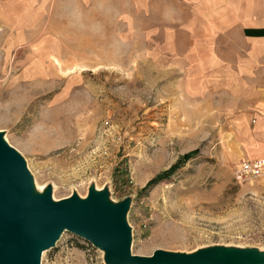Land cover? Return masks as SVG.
<instances>
[{
  "label": "rangeland",
  "instance_id": "rangeland-1",
  "mask_svg": "<svg viewBox=\"0 0 264 264\" xmlns=\"http://www.w3.org/2000/svg\"><path fill=\"white\" fill-rule=\"evenodd\" d=\"M223 10L220 0H0V133L56 199L94 189L128 201L134 254L264 255V178L233 176L258 152L247 101L262 72L245 69L254 44L243 34H208ZM104 257L65 232L41 264Z\"/></svg>",
  "mask_w": 264,
  "mask_h": 264
},
{
  "label": "water",
  "instance_id": "water-1",
  "mask_svg": "<svg viewBox=\"0 0 264 264\" xmlns=\"http://www.w3.org/2000/svg\"><path fill=\"white\" fill-rule=\"evenodd\" d=\"M53 190L35 194L33 177L22 155L0 133V264H41L65 232L104 252L106 264H264L250 249L216 246L192 254L156 250L132 253L129 202L113 204L108 193L92 189L86 198L55 201Z\"/></svg>",
  "mask_w": 264,
  "mask_h": 264
},
{
  "label": "crops",
  "instance_id": "crops-1",
  "mask_svg": "<svg viewBox=\"0 0 264 264\" xmlns=\"http://www.w3.org/2000/svg\"><path fill=\"white\" fill-rule=\"evenodd\" d=\"M221 7L224 10L218 12L219 15L215 14L214 29L208 34H243V39L254 44V48L248 50L245 56V69L262 72L259 78L255 75L253 96L247 101L251 104V112H247V116L255 117L253 138L258 144V152L247 154L246 157L261 158L264 157V0H220ZM234 27L239 30H233Z\"/></svg>",
  "mask_w": 264,
  "mask_h": 264
},
{
  "label": "built area",
  "instance_id": "built-area-1",
  "mask_svg": "<svg viewBox=\"0 0 264 264\" xmlns=\"http://www.w3.org/2000/svg\"><path fill=\"white\" fill-rule=\"evenodd\" d=\"M236 182L245 183L264 178V157L241 160L233 170Z\"/></svg>",
  "mask_w": 264,
  "mask_h": 264
},
{
  "label": "trees",
  "instance_id": "trees-1",
  "mask_svg": "<svg viewBox=\"0 0 264 264\" xmlns=\"http://www.w3.org/2000/svg\"><path fill=\"white\" fill-rule=\"evenodd\" d=\"M190 156H191V154H187V155L182 159V161L184 162V161L187 160ZM176 167H177V164H176L175 166H173L168 172H166V173L162 174L161 176H158V177H156L155 179H153V180L149 183V186L157 184V183L160 181V179H162L163 177H165V176L169 175L170 173H172V171H174V170L176 169Z\"/></svg>",
  "mask_w": 264,
  "mask_h": 264
},
{
  "label": "bare ground",
  "instance_id": "bare-ground-1",
  "mask_svg": "<svg viewBox=\"0 0 264 264\" xmlns=\"http://www.w3.org/2000/svg\"><path fill=\"white\" fill-rule=\"evenodd\" d=\"M33 185H34V192H35V194H40V195H43L44 193H45V191H46V188L45 187H40L39 186V184L36 182V180L35 179H33ZM97 191H99V190H97ZM52 197H53V199L55 200V201H58L59 199H56L55 197H54V193L52 194ZM84 198V197H83ZM45 253L46 252H44L43 253V256L45 255Z\"/></svg>",
  "mask_w": 264,
  "mask_h": 264
}]
</instances>
